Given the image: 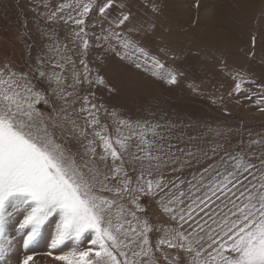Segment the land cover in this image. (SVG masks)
<instances>
[{"label":"snow or ice","instance_id":"obj_1","mask_svg":"<svg viewBox=\"0 0 264 264\" xmlns=\"http://www.w3.org/2000/svg\"><path fill=\"white\" fill-rule=\"evenodd\" d=\"M123 7L118 0H100L95 8L101 25L108 21L120 27L129 21L126 13L110 19L109 10ZM93 8L91 0L82 6L75 0V6L61 3L47 17L56 21L66 9L76 12L60 16L65 24L75 26L74 36L82 41L83 71L75 74L70 85L74 89L80 84L107 86L102 76L91 77L84 59L90 47L86 18ZM251 39L255 44L256 37ZM122 46L128 49L130 42ZM48 48L61 51L60 46ZM136 51L149 59L143 48ZM153 63L163 67L154 58ZM52 66L64 68L59 61ZM168 77L169 83H176L174 74L169 72ZM237 77L234 90L239 93L245 81L239 73ZM64 80L60 73L43 70L39 54L28 72L13 70L8 63L0 67V264L13 251L9 231L17 215L22 216L17 231L26 235L25 249L49 222L54 225L52 249L69 242L75 245L54 257L63 264H264V151L256 156L258 163L252 161L255 153L243 147L225 149L219 160H213L222 145H216L210 155L191 140L184 142L158 130L160 125L133 127L124 120L118 121L113 137L101 124L103 105L92 102V93L77 97L82 100L78 112L84 114V124L77 122L67 100L75 92H65ZM121 127L128 128L129 134H121ZM133 137L137 138L134 145ZM133 147L135 151H130ZM153 204L176 226L152 224ZM154 229L163 235L153 243L149 234ZM86 234L91 235L90 246L78 247ZM33 259L27 255L22 264Z\"/></svg>","mask_w":264,"mask_h":264},{"label":"rangeland","instance_id":"obj_2","mask_svg":"<svg viewBox=\"0 0 264 264\" xmlns=\"http://www.w3.org/2000/svg\"><path fill=\"white\" fill-rule=\"evenodd\" d=\"M89 2L80 0L81 6ZM91 2L94 8L86 18L90 47L84 59L91 77L102 76L107 86L93 83L70 87L75 74L83 71L79 63L82 41L74 36L75 26L71 22L65 24L60 16L69 12L76 15V12L66 9L58 14L56 21L47 17L61 3L75 6V0H0V67L8 63L13 70L28 72L30 65L35 67L37 55L43 56V70L62 74L65 92H75L67 100L77 122L84 124V114L78 112L82 100L77 97L92 93L89 96L92 102L103 105L99 110L101 124L107 125L113 137L117 135L120 120L128 121L133 127L138 123L160 125L158 130L181 137L184 142L191 140L210 155L216 145H222L213 160H219L225 149L240 151L243 147L246 152L255 153L252 161L258 163L256 156L264 151V144L252 142L264 141V111H260L264 107V101L260 100L264 95L261 87L264 85V0H118L124 7L109 10L110 19L120 13L130 17L120 27L109 25L108 21L101 25L95 8L100 0ZM93 21H97L95 27ZM114 33L120 34L119 39ZM125 41L130 42L128 49L122 46ZM48 45L60 46V53L50 50ZM137 48H143L149 59L144 60ZM61 56L75 63H68ZM153 58L163 67L156 66ZM57 61L64 65L63 69L53 68ZM169 72L176 76L175 84L168 82ZM237 73L245 81L239 93L234 90L239 79ZM88 131L91 133L90 128ZM129 131L121 127V134L128 135ZM136 140L133 137L130 143L134 145ZM100 151L97 147V152ZM183 188L187 192L186 184ZM149 214L154 225L176 226L166 216L162 217L156 204L151 206ZM21 219L17 215L10 224L13 251L5 264H22L27 255L34 257L31 264H63L54 257L71 251L75 245L69 242L52 249L54 225L49 222L40 237L25 249L26 235L17 231ZM160 235L163 231L156 233L155 229L149 234L153 243ZM90 239L91 235L86 234L78 247H89Z\"/></svg>","mask_w":264,"mask_h":264}]
</instances>
